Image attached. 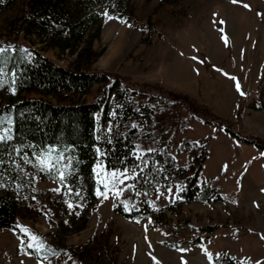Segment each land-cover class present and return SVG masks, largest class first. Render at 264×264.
Instances as JSON below:
<instances>
[{
	"label": "rangeland",
	"instance_id": "1",
	"mask_svg": "<svg viewBox=\"0 0 264 264\" xmlns=\"http://www.w3.org/2000/svg\"><path fill=\"white\" fill-rule=\"evenodd\" d=\"M97 11L103 24L94 45L105 51L92 70L194 101L197 110L182 99L169 119L157 113L154 122L172 135L178 162L191 159L177 151L182 142L205 150L200 180L209 179L223 201L192 202L175 214L168 205L177 199V186L150 197L160 220H128L114 212L113 203L131 197L129 180L119 186V197L96 195L90 204L81 195H65L63 183L36 179L34 199L22 204L17 224L41 259L20 251V237L3 229L0 264H212L209 256L222 250L243 264H264V150L241 140L264 142V110L250 106L264 85V0H131L120 18L101 6ZM12 13L7 0H0V49L8 43L21 51L39 49L33 37L3 28ZM42 53L58 64L67 62L51 50ZM95 92L96 86L82 100L91 101ZM23 95L49 99L39 92ZM107 171L96 169V191L110 183ZM84 215L87 221L77 230ZM197 238L203 244L190 245ZM71 248L84 249L87 260L67 253Z\"/></svg>",
	"mask_w": 264,
	"mask_h": 264
},
{
	"label": "trees",
	"instance_id": "2",
	"mask_svg": "<svg viewBox=\"0 0 264 264\" xmlns=\"http://www.w3.org/2000/svg\"><path fill=\"white\" fill-rule=\"evenodd\" d=\"M130 2L7 0L13 13L3 28L10 34L33 37L41 46L21 51L8 43L0 52V95L4 99L0 104V136L6 137L0 140V230L13 231L21 239L20 251L37 259L41 255L28 247L27 237L17 224L22 204L34 199L36 179L63 183L65 195L79 193L91 204L96 200L98 164L107 170H127L134 177L129 179L131 197L114 200L113 210L128 220H160L150 197L172 187L180 186L177 199L168 205L175 214L192 202L210 205L223 201L209 179L200 180L205 150L197 152L196 145L182 142L177 151H186L191 159L186 165L178 162L171 153L172 135L154 122L157 113L169 119L173 107L182 99L197 110L195 102L187 96L179 99L172 90L161 87L148 91L132 86L120 76L91 68L105 51V47L94 45L103 24L97 8L101 6L109 15L120 18ZM48 50L57 58L67 56L66 64H58L42 53ZM95 86L93 99L83 101ZM30 92L42 93L49 99L23 95ZM254 101L251 108L264 110V85ZM241 140L264 150L263 141ZM139 145L149 147L139 151ZM49 149H55L53 159L65 158L50 170L42 168L37 159L47 158ZM60 171L64 173L63 180ZM86 221L84 215L77 230ZM164 244L176 247L172 242ZM202 244L200 238L190 243ZM84 251L71 248L67 253L87 260ZM211 260L212 264H243L224 250Z\"/></svg>",
	"mask_w": 264,
	"mask_h": 264
},
{
	"label": "snow or ice",
	"instance_id": "3",
	"mask_svg": "<svg viewBox=\"0 0 264 264\" xmlns=\"http://www.w3.org/2000/svg\"><path fill=\"white\" fill-rule=\"evenodd\" d=\"M234 2H235V0H234ZM245 7H248V6L245 5ZM105 15L107 16V13H105ZM108 18L111 19V17H108ZM3 51H4L3 49H0V52H3ZM0 86H2V85H0ZM236 87H237V90L241 92V95H244V93L240 90L239 83H237ZM5 138L6 137L0 136V140H3ZM54 151H55V149H49L47 158H44V157H38L37 158L40 161V166L42 168H48L50 170L54 166L55 163H58L60 160L65 159L63 156H59V157H56L55 159H53L52 158V153ZM97 151H99V150H97ZM149 151H151V150H149ZM100 167H101V165L98 164L97 168H100ZM59 174H60V179L63 180L64 179L63 171H60ZM106 174H107V177H108V180L110 181V183L102 182L104 191H100L99 188L96 191V195L98 197L103 196L105 199L109 198L108 197V193L109 192H112L114 196L119 197L121 195V192H122V189L119 186L123 185L126 180L134 178V177H131V176L128 175L127 170H124V171L108 170ZM97 175L99 176V173ZM130 187H134V185H130ZM69 192H71L70 188H69ZM76 194L79 195V193H76ZM69 207L71 208L72 205L69 204ZM24 231L26 232L27 230L24 229ZM31 238H32L33 241L38 239L35 236H32ZM28 247L31 248V247H33V245L29 244ZM209 259H211L210 256H209Z\"/></svg>",
	"mask_w": 264,
	"mask_h": 264
}]
</instances>
